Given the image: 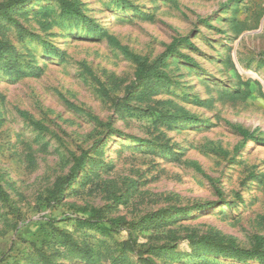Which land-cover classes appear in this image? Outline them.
Listing matches in <instances>:
<instances>
[{
    "label": "rangeland",
    "instance_id": "1",
    "mask_svg": "<svg viewBox=\"0 0 264 264\" xmlns=\"http://www.w3.org/2000/svg\"><path fill=\"white\" fill-rule=\"evenodd\" d=\"M117 1L81 0L97 32L55 0L0 15V264H85L43 244L52 226L99 249L101 264H141L138 253L154 264H264L196 243L264 247V0ZM126 52L155 66L147 84ZM82 156L55 199L56 179ZM35 248L49 261L28 257Z\"/></svg>",
    "mask_w": 264,
    "mask_h": 264
},
{
    "label": "trees",
    "instance_id": "2",
    "mask_svg": "<svg viewBox=\"0 0 264 264\" xmlns=\"http://www.w3.org/2000/svg\"><path fill=\"white\" fill-rule=\"evenodd\" d=\"M58 5L60 12L62 16L68 19H74V20H83L85 21L89 27H92L94 31H101V28L97 26L95 18H91L90 16H86L81 7L84 5L81 0H55ZM23 0H8L7 2H1L0 3V15L4 18L8 17V11L9 8H12L14 6H17L19 3H22ZM117 4H120V6H128L130 7V3L128 0H120V2H116ZM176 40L175 42H177ZM174 43H172L168 47V51L166 53L171 54ZM118 45V44H117ZM124 51V50H123ZM7 51L5 49V45L3 43H0V56L5 54ZM133 62L136 65L135 70V77L136 80L142 81L144 84H147L152 76L156 75V68L154 65H147V60L145 57H142L137 54H132L126 52ZM51 55L58 57L59 55L54 51L51 53ZM163 56L165 55L162 54ZM4 70L7 72L13 71L12 65H6L4 66ZM191 119L190 117H188ZM171 119V118H170ZM171 121H174L171 119ZM34 125L38 126V123H34ZM240 133L244 138H255L253 135H250L246 130L240 128ZM143 142H148V140H142ZM85 160L84 157H79L75 159L74 164L70 168V172L65 175L58 177L55 181L54 187L51 190L52 196L55 199H59L62 197L63 190L66 187L67 184H69L72 180L75 179V177L78 175L79 171L83 169ZM0 197L3 200H7V194L4 192L2 187L0 186ZM163 215V213L159 215H152L144 219L145 225L152 221H157ZM97 221L87 219V218H76V226L78 228H87V227H96L97 229H100V233L102 235H109L110 230L107 227L99 226ZM52 231L49 233L48 238H44L43 244H46L47 247L50 246V243L54 244H62L65 248L66 254H70L73 257L78 258L79 260H82L85 264H101V251L97 249L96 247L91 246H85L82 244H79L70 233H68L65 230L51 227ZM262 238V237H261ZM197 245L200 247H203L205 251L210 253L211 255H215L220 258L224 259H231L238 262H246L248 260H258L260 262L264 261V247L263 246H257L254 248H243L238 245H236L234 242H219L214 239L208 238L206 236L199 238L196 241ZM169 249L168 245H161V246H152L147 251L150 253H158V252H165ZM173 251V250H172ZM57 257H60L61 254H58V252H54ZM139 259L142 260L141 264H154L153 260L151 258H143L139 253ZM30 258H37L38 260L42 261H49L47 255L45 256V252L41 248H35V250L28 256ZM50 264H53L54 262H49ZM118 263V262H113Z\"/></svg>",
    "mask_w": 264,
    "mask_h": 264
},
{
    "label": "bare ground",
    "instance_id": "3",
    "mask_svg": "<svg viewBox=\"0 0 264 264\" xmlns=\"http://www.w3.org/2000/svg\"><path fill=\"white\" fill-rule=\"evenodd\" d=\"M191 78H192L191 76H190V77H188V78L186 79V81H188V80H191Z\"/></svg>",
    "mask_w": 264,
    "mask_h": 264
}]
</instances>
